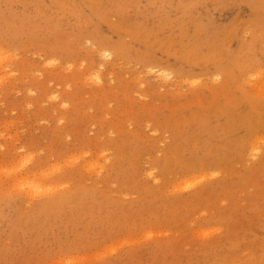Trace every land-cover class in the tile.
Segmentation results:
<instances>
[{"label":"rangeland","instance_id":"374dc122","mask_svg":"<svg viewBox=\"0 0 264 264\" xmlns=\"http://www.w3.org/2000/svg\"><path fill=\"white\" fill-rule=\"evenodd\" d=\"M0 264H264V0H0Z\"/></svg>","mask_w":264,"mask_h":264},{"label":"bare ground","instance_id":"6f19581e","mask_svg":"<svg viewBox=\"0 0 264 264\" xmlns=\"http://www.w3.org/2000/svg\"><path fill=\"white\" fill-rule=\"evenodd\" d=\"M101 56L104 59H110L113 56V54L109 50H104L102 52ZM150 72H151V74H153L156 78H158L161 81L162 87H165L168 84V82L173 79V75L171 72H168V71L161 69V68H157V69L151 68ZM101 79H102L101 75L98 72L96 74V77H94V81L100 82ZM26 177L27 176H24L22 179H20V183H23V186L27 188L30 195L31 194L36 195V196L38 195V196L51 198V199L55 198L53 196L56 195L57 191H58L55 187H51V186L45 187V186L38 184V183H36V184L35 183H25ZM60 200H61V198H60Z\"/></svg>","mask_w":264,"mask_h":264}]
</instances>
